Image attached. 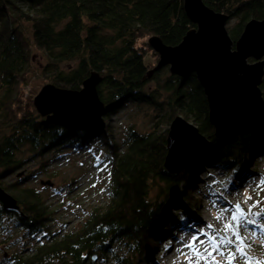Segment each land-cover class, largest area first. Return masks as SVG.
Wrapping results in <instances>:
<instances>
[{"label":"trees","instance_id":"trees-1","mask_svg":"<svg viewBox=\"0 0 264 264\" xmlns=\"http://www.w3.org/2000/svg\"><path fill=\"white\" fill-rule=\"evenodd\" d=\"M201 1L226 15L227 21L236 19L228 32L233 42L248 21L264 20V0ZM195 27L184 12L183 0H0V182L15 177L13 183L0 186L20 209V214L7 212L0 203V236L20 247L4 264H141L140 259L156 250L179 223L176 216L163 215V207L184 201L177 209L188 220L193 203L190 176L206 164L230 168L232 180L246 167L242 152L261 148L264 121L244 135L218 138L195 74L169 73L162 86L145 89L153 80L158 83L159 73L168 68L150 75L158 55L148 39L157 37L174 47ZM33 52L45 58L39 68L43 86L79 91L91 73L99 75L102 130H69L45 122L24 92L34 73ZM260 90L264 93V78ZM129 103L164 114L148 132L128 128L122 147L106 122ZM175 117L193 125L208 145L190 166L171 173L164 163L168 128ZM92 140L105 148L109 201L90 210L77 228L66 233L52 230L56 210L28 185L43 171L26 175L21 171L36 158ZM160 196L165 201L160 203Z\"/></svg>","mask_w":264,"mask_h":264},{"label":"water","instance_id":"water-1","mask_svg":"<svg viewBox=\"0 0 264 264\" xmlns=\"http://www.w3.org/2000/svg\"><path fill=\"white\" fill-rule=\"evenodd\" d=\"M183 9L196 27L174 47L164 45L157 37L148 39V46L158 55L150 75L164 67L179 77L195 74L206 97L215 137L244 135L264 120L260 90L264 78V20L248 21L238 40L233 42L225 28L226 15L210 10L201 0H183ZM248 59L253 60L252 64ZM100 81L97 73H91L79 91L45 85L32 104L46 117V123L69 130H102L104 104L96 92ZM183 142L188 144L189 152L182 148ZM166 144L164 166L168 172L177 173L190 166L208 142L193 125L175 117L168 128ZM40 184L52 187L50 181ZM0 203L5 211L20 214L16 201L1 186Z\"/></svg>","mask_w":264,"mask_h":264},{"label":"rangeland","instance_id":"rangeland-1","mask_svg":"<svg viewBox=\"0 0 264 264\" xmlns=\"http://www.w3.org/2000/svg\"><path fill=\"white\" fill-rule=\"evenodd\" d=\"M236 22V19L227 21L225 25L227 33ZM32 57L34 73L29 78V85L24 91L27 99L31 101L37 96L45 83L43 77L40 76L39 70L44 65L45 58L36 52H33ZM247 62L252 64L253 60L248 59ZM168 75V68H166L159 73L158 83L153 80L146 85L145 89L151 90L156 85L162 86L163 80ZM162 91L163 96L167 97L168 93L164 90ZM261 96L264 100L263 91ZM163 114L164 111L159 112L148 106L129 103L116 115L108 119L106 123L112 131L116 143L123 147V140L128 128L141 133L148 132L157 121V118H161L157 116ZM256 128H259V125ZM261 130L264 133V127ZM260 143L261 148L259 150H254V148L250 147L245 153L242 152L244 157L241 156V158L245 159L247 165L240 168L232 180L229 177L231 174L230 168H212L206 164L202 165L199 173L195 176H190L192 184L190 196L193 203L190 205L191 212L188 220L184 221L180 215L181 212L179 213L177 209V207L184 205V201L179 199L176 207L170 206L168 209L163 207L161 213L163 215L176 216L174 218L179 223H176L170 233L161 240L156 250L149 255L145 254L140 259L141 264H185L177 249L182 252L188 251L187 248L181 249L180 247V242L187 238V233H191L194 230V233L198 234L200 229L211 231L207 229L208 224H213L218 231L227 222V219L217 221L213 218L211 215L213 210L220 214L221 208L230 206L227 203L228 201L235 204L239 200L245 211H247L248 204H243V194L246 190L248 194L253 196L254 200L264 198V192H261L260 197H257L256 192L253 191L260 177L264 176V141H260ZM23 156L25 158L28 156L27 151ZM96 157H100L99 163H97ZM105 164H107L106 169L104 168ZM42 165L45 169H40ZM37 170H42L43 173L37 175L36 179L30 181L28 185L38 189L47 198L52 208L56 210L52 230H60V232L66 233L77 228L90 210L104 207L109 201L106 189L108 184V162L105 148L102 144L93 140L89 145L83 147L80 145L76 149H65L58 154L49 153L41 159L36 158L25 165L21 172L26 175ZM14 181L15 177L8 178L1 181L0 185L7 186ZM41 181H50L52 187L42 186L40 184ZM256 191H259V189H256ZM157 192V190H154L152 193L154 197ZM163 199V196L159 197L160 203L165 201ZM251 202L249 201V203ZM199 217L204 220L205 224H199L197 221ZM249 227L251 228L252 226L250 225ZM257 236L259 237V230H257ZM157 243L159 242L157 241ZM18 250H20V247L17 243H14L13 240L4 242V238L0 236V264H4L9 256ZM248 251L249 255L264 259V247H261L257 242ZM170 258L174 261L170 262ZM218 259L222 258L218 257ZM94 264L102 263L95 262ZM234 264H243L242 258L238 257Z\"/></svg>","mask_w":264,"mask_h":264},{"label":"snow or ice","instance_id":"snow-or-ice-1","mask_svg":"<svg viewBox=\"0 0 264 264\" xmlns=\"http://www.w3.org/2000/svg\"><path fill=\"white\" fill-rule=\"evenodd\" d=\"M96 160L99 163L100 157H96ZM104 168H107V164ZM253 191L257 197L264 192V176L260 177ZM227 203L230 206L221 208L220 214L215 217L217 221L227 219L221 229L217 231L213 224H208L207 229L211 231L200 229L198 234L192 235L184 244L187 252L177 249L184 257L185 264H234L238 257L242 258L243 264H264V259L251 256L248 251L257 238L261 241L260 246L264 247V198L254 200L246 190L243 204H248L247 211L239 200L235 204L231 201Z\"/></svg>","mask_w":264,"mask_h":264},{"label":"bare ground","instance_id":"bare-ground-1","mask_svg":"<svg viewBox=\"0 0 264 264\" xmlns=\"http://www.w3.org/2000/svg\"><path fill=\"white\" fill-rule=\"evenodd\" d=\"M186 142H187V141H186ZM187 145H188L187 143L185 144V143L183 142V144H182L181 146H182V148H184V150L188 151L187 149H188L189 146H187ZM179 149H181V148H179ZM191 149H193V148H191ZM191 149H189V150H191ZM181 151H182V149H181ZM186 151H185V152H186ZM188 152H189V151H188ZM247 193H248V192H247ZM244 194H245V193H244ZM244 194H243V198H244ZM214 207L217 208L216 205H214ZM211 215H212L213 218H215V217L218 216L219 214L216 212V210H213ZM197 221L199 222V224H205L204 220H203L202 218H200V217L197 219ZM184 230H186V229H184ZM187 234H188L187 238H185L183 241L180 242V247H181V249L185 248V247H184V244L188 242V240L190 239V237H191L192 235H195V234H197V233H194V230H192L191 233L189 232V233H187ZM256 242L259 243V240L256 239ZM185 249H186V248H185ZM180 256H181V255H180ZM181 259H184V257L181 256ZM169 260H170V262H173V261H174L172 258H170Z\"/></svg>","mask_w":264,"mask_h":264},{"label":"built area","instance_id":"built-area-1","mask_svg":"<svg viewBox=\"0 0 264 264\" xmlns=\"http://www.w3.org/2000/svg\"><path fill=\"white\" fill-rule=\"evenodd\" d=\"M258 240H260L259 238H257ZM258 244H261V242L259 241V243Z\"/></svg>","mask_w":264,"mask_h":264}]
</instances>
